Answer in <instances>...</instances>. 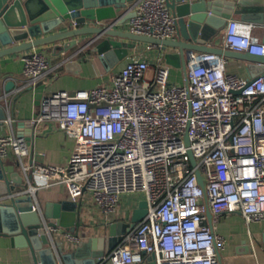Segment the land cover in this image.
<instances>
[{
  "label": "built area",
  "instance_id": "obj_1",
  "mask_svg": "<svg viewBox=\"0 0 264 264\" xmlns=\"http://www.w3.org/2000/svg\"><path fill=\"white\" fill-rule=\"evenodd\" d=\"M129 7L134 14L126 19L128 31L176 38V16L166 0H132ZM95 22L108 26L116 20ZM254 27L251 21L227 19L222 48L264 55L263 37ZM147 48L156 53L130 54L111 74L109 85L58 89L42 96L29 121L34 126L47 121L73 139L64 163L24 164L28 142L12 129L0 133V159L10 152L17 155L21 192L36 199L39 188L62 184L74 201L88 196L107 225L120 218L123 194H142L146 214L104 261L219 264L216 248L221 250L226 238L214 226L221 215L239 213L246 222L264 221V75L240 76L227 71L225 55L190 50L185 56L187 83L175 82L162 49L149 42ZM49 55L46 47L21 54L24 82L13 92L44 78ZM59 55L63 61L65 54ZM3 121L11 124L8 110ZM186 135L204 179L211 225ZM45 230L53 247L56 235L80 242L56 222L46 224Z\"/></svg>",
  "mask_w": 264,
  "mask_h": 264
},
{
  "label": "crops",
  "instance_id": "obj_2",
  "mask_svg": "<svg viewBox=\"0 0 264 264\" xmlns=\"http://www.w3.org/2000/svg\"><path fill=\"white\" fill-rule=\"evenodd\" d=\"M261 5L262 22L250 21L255 24L254 32L263 37L264 0H262ZM232 17L238 18L231 14L229 18ZM104 21L110 22L111 20ZM86 24L106 26L105 24H97L95 20L86 21ZM110 26L128 31L126 20L115 22ZM224 26L210 40L211 45L223 47L221 36ZM12 35L10 37L4 33L0 34V48L19 43L24 39H30L23 38L22 34H15L14 32ZM89 37L85 35L77 37L80 42L71 47L70 52H77L74 59L80 65L76 71L66 70L61 56L53 54L50 45L37 46L48 49L51 57L49 70L44 78L36 84L17 92L13 91L24 82L20 56L33 47L0 56V133H9L12 129L16 134V123L19 120L29 121L36 115L40 100L45 93L58 89L74 91L75 89H87L102 84L109 85L111 74L125 64L130 54L142 52L154 55L156 53V49L147 48L148 42L112 36V38L130 43L131 46L127 53L119 59L113 60L112 58L111 66L106 68L98 59V54L92 50V44H87L86 41ZM113 55L117 56L116 54ZM226 60L227 71L243 77L248 76L246 60L228 56H226ZM169 78L171 81L183 82L182 70L171 66ZM8 80L13 81L10 89L5 88ZM4 94L8 96L7 101L4 99ZM5 104H7V108ZM7 110L12 117L11 124L3 121ZM72 147L73 139L64 130L43 121L34 126V137L28 144L29 152L23 157V162L26 165H30L32 160L62 164L68 159ZM17 162V155L12 152L4 159H0V264H105L106 261H98L90 256L76 257L74 252L78 243L70 242L60 235H56V247H53L50 243H43L37 234L29 235L28 239L22 233L17 212L10 204L13 192L10 191L6 182V174L9 171L5 169V167L13 166V171L20 172V166H16ZM13 183L11 180L10 184L13 185ZM15 186L14 194L21 193L23 186ZM139 195L137 193H125L121 196L120 218L118 220H123L126 211L137 206L138 201L142 198ZM36 199L41 206H44L47 201L60 203L56 217L59 221L58 224L78 235L80 242L87 241L92 237L103 239L107 234L108 225L105 224L102 213L93 208L88 196H84L81 202L74 201L64 185L55 184L47 188H39L36 192ZM214 229L226 238L225 246L220 250L222 264H264V221L246 222L241 214L229 213L220 216ZM101 245L97 241L95 248L91 246L90 249L98 250Z\"/></svg>",
  "mask_w": 264,
  "mask_h": 264
},
{
  "label": "water",
  "instance_id": "obj_3",
  "mask_svg": "<svg viewBox=\"0 0 264 264\" xmlns=\"http://www.w3.org/2000/svg\"><path fill=\"white\" fill-rule=\"evenodd\" d=\"M132 0H0V34L12 37L22 34L24 39L19 43L0 48V56L19 50L29 49L40 45H50L52 53L58 55L63 52L64 67L68 71L80 68L74 59L77 52H70L71 47L77 45L79 36H90L86 42L92 44V50L98 54V59L109 68L111 60H117L127 53L130 43L112 38V36L127 37L158 45L163 51V60L183 72L186 79L185 56L190 50L212 51L228 57H238L246 60V69L249 77L264 74V55L235 51L210 44V40L224 26L231 14L243 19L262 22V0H166L172 14L176 16L177 35L175 39H164L142 35L101 25H87L89 20H111L123 22L134 14L130 3ZM237 5V6H236ZM72 21L76 25H72ZM87 38V37H84ZM63 40L62 42H59ZM264 41V35H263ZM85 42V41H81ZM85 42V43H86ZM116 54L117 56H114ZM12 80L6 82L5 88L10 89ZM25 130V131H24ZM16 134L23 135L28 144L34 137V124L30 121L19 120L16 123ZM187 153L191 164L195 167L198 183L203 189V201L206 205L208 223L211 225L210 211L205 192L204 179L196 167V160L185 136ZM31 164V163H30ZM19 166V162L16 163ZM6 182L13 194L11 207L17 212L22 233L29 239V235H39L43 243H49L45 230L46 224L57 221V210L60 203L47 201L41 206L37 199L21 192L14 194L15 185H24L23 177L13 166L5 167ZM31 178V169H28ZM13 181V185L10 181ZM147 202L141 199L137 206L127 210L123 220L113 221L107 226V234L102 238L92 237L87 241L78 242L74 252L76 257L90 256L101 261L118 243L122 236L132 229L146 214ZM46 223V224H45ZM101 248H95L96 242ZM219 264H222L220 250L216 248ZM105 264H111L105 260Z\"/></svg>",
  "mask_w": 264,
  "mask_h": 264
},
{
  "label": "rangeland",
  "instance_id": "obj_4",
  "mask_svg": "<svg viewBox=\"0 0 264 264\" xmlns=\"http://www.w3.org/2000/svg\"><path fill=\"white\" fill-rule=\"evenodd\" d=\"M139 196H143L142 194H140Z\"/></svg>",
  "mask_w": 264,
  "mask_h": 264
}]
</instances>
